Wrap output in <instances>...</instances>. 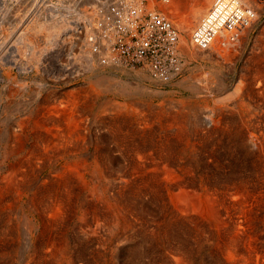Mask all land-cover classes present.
I'll return each mask as SVG.
<instances>
[{"label": "bare ground", "instance_id": "6f19581e", "mask_svg": "<svg viewBox=\"0 0 264 264\" xmlns=\"http://www.w3.org/2000/svg\"><path fill=\"white\" fill-rule=\"evenodd\" d=\"M187 1L165 0L163 10L180 32V52L193 47L207 57H224L240 44L264 8L235 0L251 12L200 49L181 32L191 40L214 0ZM60 23H35L31 35L38 42L48 32L51 41ZM93 26L75 60L91 69L100 58L119 63L109 48L93 49ZM256 41L261 57L255 55L253 70L264 76V40ZM95 73L87 86L61 94L44 89L42 96L38 90L28 103L25 86L4 84L10 99L0 97L7 113L0 121V264H264V83H239L238 98L228 94L229 116L221 106L226 99L217 98L224 83L216 91L206 78L195 87L218 93L216 107L183 109L136 99L141 90ZM94 90L135 99L104 100L94 113Z\"/></svg>", "mask_w": 264, "mask_h": 264}, {"label": "rangeland", "instance_id": "374dc122", "mask_svg": "<svg viewBox=\"0 0 264 264\" xmlns=\"http://www.w3.org/2000/svg\"><path fill=\"white\" fill-rule=\"evenodd\" d=\"M99 1L100 0H0V67L3 68L2 74L5 77L4 79H0V97L4 99L7 98L6 100L10 99L8 98L9 95H7L9 93V87H5V85L11 83V90L12 88L15 89L23 86L28 89H24L23 94L24 100H27L28 103L36 98V92H38V90L41 92L42 96V94H44V89L56 90V92L61 94L67 93L68 91H75L82 86H87L89 85L88 83L93 82L96 76L95 72H99L102 76L105 75L107 80L111 83H117L119 87H132L131 89L137 88L141 90L140 94L136 97V99L141 101L145 99L152 100L156 105L167 104L173 101L179 103L182 108L188 106L186 103L203 107H216L215 103L218 93L215 92L216 94H211L206 90L204 91L202 89V91L201 89L198 90V88H195L199 85L197 83H203L207 78V81H212V86H215L214 90L216 91L220 83H224L225 88L227 87V90H224L222 94H220L221 97L217 98L221 100L226 99V105L223 103L221 106L224 109L226 108L225 111L231 116V114H233L232 110L234 105L232 104V99H229L228 94L231 95L232 98H238V90L236 91V89H238L239 83H248V81L249 83H255L256 81V83H264L263 73L260 74L262 70H258L259 73L255 72L257 69L253 70L255 68L253 62L258 64L260 61L257 60V62L254 57H261V49L257 50L255 44L257 39L264 40V8L262 9L263 11L260 14L259 20L255 23L256 25L253 24L245 30V37H242L241 45L238 43L235 48L232 47L231 50L227 49L228 53L226 56L229 57L231 61L233 60L232 62H229L226 56H224L225 58L222 57V55L217 57V54H215L214 57L213 55L211 56L212 59L210 56L207 57V55H196L193 47L188 50L189 52L193 51L191 54L187 51L185 52V50L181 48V53L186 63L183 74L175 81L161 83L154 80L144 69L125 68L118 62L103 64L101 62L102 58H100L101 60L99 59L97 64H95V68L91 69L75 60V57H77L81 51V45L85 39L87 28L94 29L93 22L96 15L95 7ZM164 1L165 0H155V9L153 10L160 11L163 14L166 12L165 15H169V9L163 10ZM190 1L192 0H189V2ZM258 1L257 2L264 7V0ZM145 2L147 3V7H150V0H146ZM189 2L187 1V3ZM4 14L6 16H4ZM21 18L23 20H21ZM63 20L65 25L61 24L62 22L60 23V21ZM42 21L46 23L56 21L62 25L59 34H57L54 39L52 38L53 42L47 39L46 35H48V32H43V36L39 38L38 42L35 37L31 35L35 23L39 24L40 22L42 23ZM68 34H71L72 37L70 43H68L69 41L67 40L64 41ZM181 34L182 37L185 36L184 38L187 39L191 47L190 34L188 36L185 32H181ZM94 42L95 41H92L93 49L95 45ZM43 47L46 50L44 52ZM212 50L214 51L213 48ZM252 55L253 58H250ZM37 56L39 57L37 58ZM1 58L3 60H1ZM114 60L116 59L113 57L110 61ZM225 60L228 61L225 62ZM246 61L253 65H249L250 63ZM20 67L24 68L21 70L19 69ZM78 68L81 70H78ZM246 73H248V76ZM259 75L260 77L258 79ZM90 80H92V82ZM149 89L152 90L150 91ZM98 91L99 90L94 92L97 96V105L96 108H94V113L100 112L97 109L99 107L98 105L109 99L128 104L134 102L135 99L118 90H111L107 93ZM242 113L248 115L249 111L243 106ZM6 115L7 113L2 111L0 107V121L3 117H6ZM92 130L93 133H96L98 129L92 128ZM12 160L13 159H10L7 163L14 162Z\"/></svg>", "mask_w": 264, "mask_h": 264}, {"label": "built area", "instance_id": "2783aa9c", "mask_svg": "<svg viewBox=\"0 0 264 264\" xmlns=\"http://www.w3.org/2000/svg\"><path fill=\"white\" fill-rule=\"evenodd\" d=\"M145 1L100 0L90 39L95 41V51L109 48L123 67L146 69L157 81L166 83L183 72L180 32L166 15L150 11ZM249 12L235 0H214L208 14L193 29L191 44L207 48L225 30L238 27Z\"/></svg>", "mask_w": 264, "mask_h": 264}]
</instances>
